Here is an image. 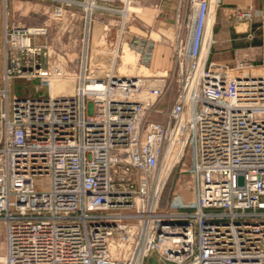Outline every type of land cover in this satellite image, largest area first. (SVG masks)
I'll return each instance as SVG.
<instances>
[{"label":"built area","instance_id":"obj_1","mask_svg":"<svg viewBox=\"0 0 264 264\" xmlns=\"http://www.w3.org/2000/svg\"><path fill=\"white\" fill-rule=\"evenodd\" d=\"M41 1L55 20L81 19L83 47L73 92L53 94L67 69L44 61L48 26L4 20L0 264H145L153 253L158 264H264V72L254 71L264 61L256 47L214 59L220 0H177L172 68L163 72L150 68L151 36L126 27L133 0ZM97 12L122 17L114 40L107 23L95 45ZM225 13L264 28L262 8ZM125 46L135 65L123 73ZM15 78L49 92L11 95ZM177 169L194 198L173 191L162 204Z\"/></svg>","mask_w":264,"mask_h":264},{"label":"rangeland","instance_id":"obj_2","mask_svg":"<svg viewBox=\"0 0 264 264\" xmlns=\"http://www.w3.org/2000/svg\"><path fill=\"white\" fill-rule=\"evenodd\" d=\"M174 2V1H173ZM157 3H161L160 8H152ZM163 0H133L131 5L137 6L140 8V11L131 12L130 17L126 23V27L134 33H140L151 36L154 40V47L157 42H162L165 44H171L173 42V25L166 23L157 22L156 19H163L164 13L168 10L173 11L175 16L176 12V2L175 7L165 8L163 7ZM123 7L122 4H120ZM47 3L41 0H7V5L4 4L3 0H0V25L1 21L4 22L5 19H8L12 22L20 23L21 25L28 26H41L47 25L48 32V42L51 47L44 55V61L46 65H55V64H65L66 65V75L59 78L52 85L53 94L60 93H72L74 90L75 82V59L80 57L81 50L83 47L82 36L85 32V25L81 23V19L72 14H68L61 20H55L50 17L51 8L47 6ZM49 9V10H48ZM158 13V15H156ZM96 15V26L92 30L94 36H91V43L98 45L103 41L102 37L105 34V26L107 23L110 28L108 39L114 40L115 33L120 24L121 14L109 15L107 13L97 12ZM172 20V19H171ZM156 22L155 25L152 22ZM173 21V20H172ZM161 28L159 31L155 28ZM164 30V31H163ZM168 30V31H167ZM216 30V27H215ZM216 32V31H215ZM217 37H223L228 35V30L226 26L220 24L217 25ZM1 37V36H0ZM1 40V38H0ZM153 47V49H154ZM216 44H214L215 51ZM256 53L255 60L259 62L261 60V55L259 54V48L252 49ZM243 52V49H240L235 52H231V55L228 53L224 56L226 58L236 57ZM112 52L109 53V56H102L103 61L107 64L111 62ZM172 55V49H171ZM228 55V56H227ZM59 57V58H58ZM121 64V62H120ZM152 71H155L150 67ZM171 67L166 70H171ZM138 69L135 70L137 72ZM149 71V69H148ZM2 72V54L0 49V75ZM68 72V73H67ZM156 72V71H155ZM158 72V71H157ZM49 88L47 86L41 85L36 79H26V78H15L10 81V93L16 94L19 97L48 94ZM58 92V93H57ZM173 98L172 91L170 90L167 96L160 100L157 103V108H165ZM156 117V116H152ZM46 181V177H41L39 182ZM193 182L191 177L187 172H181L179 169L175 170L171 175L166 189L162 197V204H165L172 195L173 191L181 192L184 194L187 200L194 198L193 193ZM5 238L4 234H0V253H5ZM155 259V254H151L145 261V264H151L152 260Z\"/></svg>","mask_w":264,"mask_h":264},{"label":"crops","instance_id":"obj_3","mask_svg":"<svg viewBox=\"0 0 264 264\" xmlns=\"http://www.w3.org/2000/svg\"><path fill=\"white\" fill-rule=\"evenodd\" d=\"M174 1V2H173ZM177 4V0H163V7L165 8H173L175 7V3ZM161 3H157L152 8H160ZM233 6H253L257 8L264 9V0H220V6L217 10V23H216V32H215V39H216V48L213 52V57L216 60H227L232 61L234 57L232 58H226L224 57L227 53L231 55V52L238 51L240 49H246L248 47H256L259 48V54L261 57V62L264 61V28L263 29H255V26L253 25L252 28H248V31L246 32H238L235 29V25L232 22L227 21V16L225 13V8L227 7H233ZM175 16L173 15L172 10L166 11L164 14V18H158L156 19L157 22L160 23H166L169 25H173V29L175 27V21H176V12ZM158 15V13H156ZM173 21H172V20ZM153 25L156 24V22H152ZM220 24L222 26H226L228 30V35L223 37H217V25ZM157 31H159L161 28L157 27L155 28ZM255 30L254 37H248V33ZM164 31V30H163ZM168 31V30H167ZM0 49L3 48L4 43V22L1 21L0 25ZM171 49L172 45L165 44L162 42H157L154 49H153V57L151 62V67L155 71L163 72L166 69H169L172 64V55H171ZM228 56V55H227ZM255 72H264V67H256L254 69Z\"/></svg>","mask_w":264,"mask_h":264},{"label":"bare ground","instance_id":"obj_4","mask_svg":"<svg viewBox=\"0 0 264 264\" xmlns=\"http://www.w3.org/2000/svg\"><path fill=\"white\" fill-rule=\"evenodd\" d=\"M131 11H140V8L137 7V6H134V5H129L126 9L123 10V12H124V14L126 16H129ZM212 20L213 19H212V16H211L210 17V21H209L210 25L212 23ZM209 28H210V26H209ZM96 55H98V54H93L92 55V62H94L96 60ZM134 65H135L134 54L127 48V46H125L124 49H123V55H122L121 64L119 66V69H120L121 72L126 73V72H128L130 70L133 71Z\"/></svg>","mask_w":264,"mask_h":264},{"label":"water","instance_id":"obj_5","mask_svg":"<svg viewBox=\"0 0 264 264\" xmlns=\"http://www.w3.org/2000/svg\"><path fill=\"white\" fill-rule=\"evenodd\" d=\"M249 26H250V23L248 21H245V22H241L235 25V29L238 32H246L248 31ZM151 264H158L156 258L152 260Z\"/></svg>","mask_w":264,"mask_h":264},{"label":"trees","instance_id":"obj_6","mask_svg":"<svg viewBox=\"0 0 264 264\" xmlns=\"http://www.w3.org/2000/svg\"><path fill=\"white\" fill-rule=\"evenodd\" d=\"M259 62H261V61H259Z\"/></svg>","mask_w":264,"mask_h":264}]
</instances>
